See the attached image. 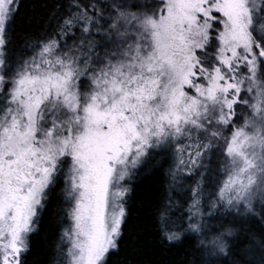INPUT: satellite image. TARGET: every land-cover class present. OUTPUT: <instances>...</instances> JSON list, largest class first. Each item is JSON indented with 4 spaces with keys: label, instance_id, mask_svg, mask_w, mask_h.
Listing matches in <instances>:
<instances>
[{
    "label": "snow or ice",
    "instance_id": "snow-or-ice-1",
    "mask_svg": "<svg viewBox=\"0 0 264 264\" xmlns=\"http://www.w3.org/2000/svg\"><path fill=\"white\" fill-rule=\"evenodd\" d=\"M19 7L0 0V264H26L57 188L55 264H108L127 181L158 156L174 187L199 177L186 224L171 193L159 209L162 239L192 234L200 264H228L237 220L264 224V0H68L14 49ZM253 242L243 264H264Z\"/></svg>",
    "mask_w": 264,
    "mask_h": 264
},
{
    "label": "trees",
    "instance_id": "trees-1",
    "mask_svg": "<svg viewBox=\"0 0 264 264\" xmlns=\"http://www.w3.org/2000/svg\"><path fill=\"white\" fill-rule=\"evenodd\" d=\"M96 2L103 4L104 0H80L83 5ZM57 3L67 4L68 0H20V7L15 16L12 27L11 40L14 49H19L25 39L34 40L44 34L45 30L52 31L56 22L51 20L53 8ZM72 41L69 40V43ZM156 157L151 164L141 166L127 185L130 188L127 197V217L122 226V236L118 241V250L110 254L108 264H200L201 252L197 250L196 239L192 234L175 243L162 239L158 223L159 209L167 203L169 193L173 197L174 208L172 219L183 217L186 224L188 206L191 203L189 188L199 177L183 178L179 185L173 186L168 169L172 163L171 158ZM211 189L206 190L210 191ZM67 205L60 196L57 188L50 197L45 211L42 213L37 231L30 237V251L26 256V264H55L57 260V246L61 244L60 236L63 228L70 223L65 212ZM219 219L208 217L205 220L210 227H218L227 215L215 213ZM236 235L229 239L233 249L234 259L243 264L245 259L259 260L258 253L250 256L248 250L255 247L256 241L264 238V224L258 220H249L242 223L237 220Z\"/></svg>",
    "mask_w": 264,
    "mask_h": 264
}]
</instances>
